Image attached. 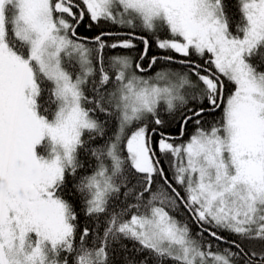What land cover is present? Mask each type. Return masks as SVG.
<instances>
[{"label":"snow or ice","instance_id":"snow-or-ice-1","mask_svg":"<svg viewBox=\"0 0 264 264\" xmlns=\"http://www.w3.org/2000/svg\"><path fill=\"white\" fill-rule=\"evenodd\" d=\"M0 264H264V0H0Z\"/></svg>","mask_w":264,"mask_h":264},{"label":"trees","instance_id":"trees-1","mask_svg":"<svg viewBox=\"0 0 264 264\" xmlns=\"http://www.w3.org/2000/svg\"><path fill=\"white\" fill-rule=\"evenodd\" d=\"M233 11H235V10L233 9ZM105 27L107 28L108 26L105 25ZM77 31H78V34L80 36L92 37V36H94V35H96V34L99 33L100 28L93 27V28L89 29L87 27V23L85 22L84 24H82L77 29ZM140 34L148 36L149 39L151 40V48L149 50V56L158 54L160 52V50L156 47L154 36L151 33H146V32H140ZM159 34L162 36V38L165 36L164 33H159ZM136 43H137V48L135 50L125 52L124 50L117 49L114 53H111V54H127V55L132 56L133 61L135 62L136 58L138 57L139 52L143 48V45L140 44L139 41H136ZM144 64H145V67H146L147 61H145ZM156 70H158V69H153L150 74H154V72ZM219 117H220V111L218 110L217 112L209 115L207 117V119L209 121H212L214 119H218ZM164 118L166 120V125L163 128H161L160 131H164L165 133H169V134H172V135H178L179 126L172 121V118L171 117L165 116ZM192 130H193L192 129V126H191V124H189L188 129H187V132L188 133H191ZM184 138L187 139V134L185 135ZM156 139H158V137H154L153 138V144H154V146H155ZM90 171H91V169H90ZM82 222H83V217H82ZM221 247H224V245H221ZM256 247L258 249L259 248V245H256Z\"/></svg>","mask_w":264,"mask_h":264}]
</instances>
